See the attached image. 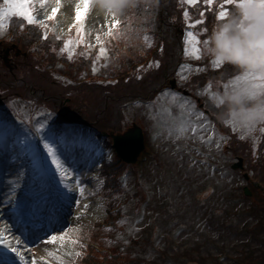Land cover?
Here are the masks:
<instances>
[{"label": "trees", "instance_id": "obj_1", "mask_svg": "<svg viewBox=\"0 0 264 264\" xmlns=\"http://www.w3.org/2000/svg\"><path fill=\"white\" fill-rule=\"evenodd\" d=\"M2 2L3 0H0V4ZM223 2L224 0H214V4L209 6L204 0H199L196 5L182 3L181 0H137V7L119 10L117 16L122 23L119 31L109 37V45L106 47L108 53L103 58V62L107 64L102 65L91 76L86 75V69L88 71L90 67L91 57L89 59L81 58L78 63L77 60H74L77 55L69 60L68 56L58 52V47L63 44V39H57L55 35L43 39L44 32L37 24L29 25L26 20L20 17H10L7 20V24L9 23V34L7 35H10V38L8 40L4 39L5 41L0 44V77L7 82L3 90L0 89V106L6 107L1 118L6 122L9 121L7 112L13 111L10 99L17 95L19 99H28L30 102L28 109L31 113H38V108L41 105L47 106L43 116L39 119V123L49 124L54 122L61 124L66 121L77 123L85 121L96 129V136L101 138V144H103L108 141V137L103 138L98 132L107 131V128L112 131L120 130V120L124 119L126 109L153 102L159 93L164 92V88L169 84V79L176 75L179 65L187 66V64L195 63L200 67V71L191 74L192 81L189 79L186 84H178L176 89H179L180 86L183 87L184 90H182L195 103L196 98H200V102H203L201 109L205 120L206 118L210 119L211 115L215 116L218 121L215 129L220 133L226 132L231 137V141H228L229 146H231L229 147V149L231 148L230 153L227 154L229 149L223 150L222 152L225 153L222 155L227 156V159L233 158L234 154H237L232 149L233 146L235 149L237 148V132H231L233 130L232 126L226 125L218 119L221 108L216 105L214 100L208 98L205 94L199 93L204 86L211 84L213 87L216 82L226 84L237 74L236 69L230 65H221L220 68H214L210 63L211 57L205 55L202 51L204 48L203 41L208 39L214 24L220 21L216 17L220 10L219 5ZM226 8L230 11L232 5H226ZM184 11L189 13V20L187 21L183 17ZM200 12H204V16H200ZM198 19L203 20L204 24L190 28V31L194 32L201 40L200 60H196L192 56H185L183 49L185 43L182 37L183 28L188 27L190 23H194ZM205 28L209 30L207 33L204 32ZM145 36L149 37V41L144 40ZM7 43H13L15 49H17L16 51H19L17 54L15 49L10 50L7 63H5L1 53L4 47L8 45ZM148 43H151V47H148ZM52 45H55V47ZM80 48L91 52L94 56L99 54V47L94 48V52L85 46ZM36 49L42 52L43 59L46 62L45 65L49 68L46 69L47 71L36 70V66L39 65L31 52ZM24 52L26 53L24 54ZM154 58L159 62V67L152 66ZM56 65L63 68V70L56 69ZM67 68L68 71L71 69L76 70L75 73L83 79V82L88 81L94 85L88 88H95V90L84 88L83 93L77 89H73V91L66 90L69 94L58 91L56 88L58 79L54 81L49 73H51V69L57 73H64L62 71ZM20 69L23 70L22 74L18 73ZM17 76H22L24 81L27 78L26 83H28V86H22ZM3 84L5 83L3 82ZM87 84L82 83L80 87H87ZM23 87L27 88L25 93ZM67 97L68 100H66ZM205 108L208 109V113L204 112ZM110 111L114 119H111ZM173 120L175 121L174 117ZM145 130L144 134L147 136ZM182 134L186 136V132ZM27 135L28 138L31 137L30 132H27ZM215 149L220 152V148ZM232 151L234 152L233 155L231 154ZM230 154L232 156H229ZM238 155L244 157L247 162V158H249L247 149L244 153ZM190 156L188 150L187 152L184 150L171 151L167 148L153 150L142 182L145 186H141L139 180H137L138 178L134 173V163L124 162L115 155H112L113 161H111L109 157L110 161L106 162L101 170L107 182L106 188L107 192L110 193V201L105 208V218H103L102 224L95 226L97 228H111L108 229L109 232L106 233L107 236L103 237L105 238L103 240L105 242L111 240L113 249L116 252L110 258L105 255L99 258L97 255L96 259L93 254L94 249L90 245L91 242L85 239L87 237L92 239L94 235L90 234L89 230L84 229L76 235L79 240H86L84 245L87 251H84V256L76 264H108L105 260H111L113 257L115 260L112 261V264H157V260L160 258L162 261H166L174 253L167 250V248H172L171 250L174 248L172 240L169 238L171 231L168 222L171 218H176V215H179L180 212L184 214L183 221L189 220V222L200 225L199 228L194 226L192 230L195 248L201 251L208 242V244L217 248L218 253L221 254L225 245L222 234L227 228L226 224H228L226 220L225 222L224 219L218 220L216 216L221 199L215 197V194V204L214 201L207 203L208 198L209 200L213 199V195L206 198L204 196H206L207 189L214 183V181H211L216 178L220 179V175L223 173L222 170L232 169H230L228 162L223 163L222 159L218 161L216 159L218 155L214 158L213 153H210L207 157V163H204L202 167L195 165L189 169L187 163L191 160ZM259 160L262 162L261 169L257 167L258 164H255L254 167L246 165L247 168H245L249 179H257L258 182L264 183V152L260 155ZM210 162L216 164V170L208 171L206 169ZM250 162L252 160L247 164L249 165ZM115 163L118 166H114ZM218 164L219 166H217ZM121 170L123 173L128 170L122 176V179L119 178ZM180 173H182V178ZM172 174L175 175V181L171 178ZM241 177L245 179L244 175ZM148 183L152 185V191H149V208L145 211L147 217L142 225L137 226L135 218L139 214L141 194L145 192ZM215 183H217V180ZM169 184L172 189L166 190L165 186H169ZM247 185L251 190V195L245 194L242 187L241 195H235V197L242 198L241 208L249 211L250 215L246 213L247 217L252 216V219H254L255 222L252 223L251 228L255 229L260 222L264 227V220L261 218L264 216L263 199H256L254 188L250 184ZM177 186L181 187L178 192H181L184 198L178 197L173 192L176 191ZM224 194H226L225 191ZM233 196L234 194H226L223 198L230 199ZM172 197L174 199H171ZM228 207L226 204L224 208L220 209L227 211ZM158 232L161 233L163 238L162 245L154 243L155 235ZM120 235L122 239H119ZM97 236H99V233ZM188 236V234L182 235L179 240H184ZM213 239L214 241H212ZM217 242H219V245ZM145 250L153 253L147 254L146 257H139L140 253L141 256L145 254ZM208 252L205 256L212 259L209 264H218L214 253L210 250Z\"/></svg>", "mask_w": 264, "mask_h": 264}, {"label": "rangeland", "instance_id": "obj_2", "mask_svg": "<svg viewBox=\"0 0 264 264\" xmlns=\"http://www.w3.org/2000/svg\"><path fill=\"white\" fill-rule=\"evenodd\" d=\"M80 3L81 0H63V7L57 20L47 21V16L51 15L52 11L55 8L61 7V0H48V3L44 4L43 7H41V4H43V0H33V4L31 6L36 18L38 20L47 21L46 29L43 26L37 24L39 27H41L44 33L45 31H47V38L50 35H55L56 38L59 37V39H63V44L58 47V52H60V49L63 48L65 41L69 39L75 41L76 39V31L70 29L71 26L75 23L76 9L80 5ZM104 3L105 0H94L92 11L85 22V44H91L92 47L90 49L93 50V52L94 48L99 47L96 42L97 34L102 36V38L105 40V47L109 45V37L106 33L107 25L110 22V17L104 7ZM2 6L3 2L2 4H0V7ZM8 31L9 23L7 24V21H5L4 29L2 31V34H0V44L5 41L4 39L8 40L10 38V35H7L9 34ZM42 38L45 39L44 34ZM197 38L199 39L198 36ZM7 44L8 45L4 47V50L1 53V56L5 63H7V60L4 59V57L8 58L10 50L15 49V45H13V43ZM82 45L77 48L74 44L69 51H66L63 54H65L64 56H69L71 52H74L75 55H77L74 59L77 60V63L81 58L89 59L91 57V60L89 62L90 67L88 68L89 72L86 69V75L91 76V74H94L92 71L94 63L97 69L102 65H106L107 63L103 62V58L98 61L96 58L98 55L95 54L94 56L91 52L80 48L84 47ZM52 46L55 47V45ZM199 47L200 49L202 48V46L200 45ZM30 49L32 50L31 47ZM5 50H7V54H5ZM16 50L17 49H15V51ZM18 51H16L17 54ZM202 51L206 55L205 46ZM31 52L34 55L37 64L39 65L38 67L36 66V70L47 71L46 69L49 68H47L45 65L46 62L43 59L42 52H40L38 49ZM25 53L26 52H24V54ZM210 59L211 63L213 59ZM156 61V58H154V61L152 63L153 67H156ZM55 67H57L56 69L60 68V66L57 65ZM199 68L200 67L195 63L187 64V66L179 65L178 72L175 75L177 83L180 85L186 84L189 79L191 80V74L197 72V69ZM60 69L63 70V68ZM22 71L20 69L18 70V73L22 74ZM62 72L64 73H57L56 71L51 69V73H49L53 77L54 81L58 79L56 87L58 91H63V93L69 94L67 91H73V89H77L81 93H83L84 88H86V90H95V88H88L94 85L90 84L88 81L83 82V79L78 77L77 73H75L76 70L71 69L70 71H68L67 68ZM5 78L7 79V76ZM17 78L20 80L22 86H28V83H26L27 78L25 79L26 81L23 80L22 76H17ZM0 82V89L3 90V87L4 85H7V82L2 78ZM3 82L5 84H3ZM82 83H88V86L80 87ZM224 85L225 84L221 82H216L214 86L211 87V89L205 92V89L208 88V85H206L204 86L203 90L199 91V93L205 94L208 98L214 100L213 95L216 96L217 94L222 92ZM23 88L25 93L27 88ZM164 92L176 93L179 97H182L184 100L189 101L190 103L187 109H182L177 104L172 103L170 98L163 97L162 94ZM164 92L149 104L136 105L130 107L129 109H126L124 119L120 120V130L112 131L107 128V131L122 132L126 129V127H129L133 121H138L140 124L142 122L144 124L146 128L145 131L147 134L146 141L148 148L145 149V151L141 154L142 159L139 160V162L137 161L134 169V173L137 176V180H139L141 186H145V184H143L142 182L144 181L143 179L146 173L147 163L150 161L151 153L155 149L167 148L171 149V151L184 150L185 152H187L188 150V153L191 155V160L187 163L189 169L195 165L202 167L204 163H207V157L210 155V153H213L214 158L216 155H218L216 158L218 161L222 159L223 163L225 161L230 163L235 155L242 154L247 149L249 158H247L246 162V159H244L243 157L242 164L244 167L242 169H232L228 171L222 170L223 173H221L220 179L216 178L215 180H212L211 182L214 181L213 185L205 192L206 196L204 197L213 195V199L209 200L208 198L207 203L214 201L215 197L221 199L219 211L216 216L218 220L224 219V222L226 220V222L228 223L226 224L227 228L223 231L222 234L223 242L225 244L223 250L221 251L222 257L220 256L221 258L219 257L218 259L216 253H218L219 251L217 250V248L208 244V242H206V249L203 250V253L195 248V246L193 245L194 233L192 230L194 226H197V228H199L200 225L189 222V220L183 221L182 219L184 214L180 212L179 215H176V218H171L168 222L171 231L169 234V238L170 240H172L174 248L173 250H171L172 248H167V250L173 251L174 253H172V255L169 256L168 260L166 261H162L160 258L159 260H157V264H209L211 263L212 259L211 257L205 256L207 254H204L206 253V251L207 253H209V250L214 253L218 264H264V227H262V222H260L259 226H257L255 229H252L251 225L253 222H255L254 219H252V216L247 217L246 213H249V211H245L241 208L242 198L235 197V195H241V188L243 187V185L250 184L251 187L255 190V198L263 199L264 204V183L258 182L257 179L251 178L245 180L241 177L243 176V173H247L246 165L254 167L255 164H258L257 167L259 169H261L262 167V162L259 159L260 155L264 152V136L263 132L260 131V129L263 128V125L256 126L255 130L250 132L241 131L238 129L235 130L237 132L236 140H238V143L237 148L235 149L233 146L232 149H234L237 154H234L233 158L230 157L227 159V156L222 155L225 153L222 151L228 150L229 147H231L228 143L229 140L231 141V137H229V134H227L226 132L220 133L217 129H215V126L211 119L206 118L205 120L203 118V110L199 108L197 104L189 97H186L181 93H178L177 91H171L168 89H166V91L164 90ZM68 99L69 98L67 97L66 100ZM10 101L13 111L16 113H20L23 116H17L16 118L19 121L14 122L13 120L14 125H9L7 124L8 122L2 121L0 118V143L3 142V140H1L3 138L5 140L7 139V141H11L14 140V137L16 138L20 135H22L21 137H23V140H21L23 142L20 143V141H18L15 143L12 142L11 144L3 142L1 144L0 237L6 238L13 244H15L17 240H19L21 242L19 247L22 251H24L25 258L28 260V264H31L32 258L36 259L37 264H76L84 256V251H87V249L85 248L86 246L84 245V243H86V240H79L76 233L80 234V232H82L84 229H87L91 232L90 234L94 235V238L92 236V239H90L89 237L85 239L91 242L90 245L94 249L93 254L96 259L97 255L99 256V258L103 257L104 255L108 256L109 258L112 257V254L114 256L116 250L113 249V242L111 240H107L106 242L103 240L105 239L103 237H106V233L109 232L108 229L111 228H101L99 226V228H97L95 226L102 224L103 218H105V208L107 206V203L110 201V193L107 192L108 190L106 188L107 182L105 180V177H103L101 170V167H104L106 162L110 161V158L111 161H113L112 154L109 150V147H107V143L109 142V140L107 142H104L103 144H101L100 141L96 140L97 142L90 144V146L87 145V148L89 147L88 149H91L93 146L101 147V145H103L102 148L97 147L96 151L93 152V154L90 153L89 150V153L87 155L84 154V156H79L78 154L77 156L79 157H76L75 155L76 151L79 152V150L81 149L80 145L84 140L89 139L90 135L92 138H95L94 135L96 134V129L94 127L86 128V126L84 125L79 126L77 133L70 135V137L68 138V140L72 141V143L68 144V146H64V144L57 145L60 137L63 135V132H65L64 134H68V132L65 131L64 128H59L57 124H54L52 126L44 124V127L37 133L40 140H42L43 138L49 143H54L53 147L57 149V156L60 159L62 167L58 169L56 165L53 164V169L56 171V174H58V177H60L61 182H68L67 187L64 189V197H67L65 198V205L63 207V215H65V219L61 221L55 220L51 231L52 233L56 232L55 234L59 236L57 234L58 230L66 229L67 231L65 233L64 242L61 243V241L57 239V241L54 243L46 244L44 243V241H46L47 239H45L44 237L42 238V236L39 235L37 236V238H34V234L33 236H31L30 240L29 231L19 232L17 230L12 214V210L16 205V196L21 191H24V201L27 203L28 209L30 210L32 208L30 202L32 199H35L37 195V193H32L33 187L31 185L33 181H26V178L29 176L30 172L34 169V163L32 164V162H28L29 158H27V156L29 155L32 157V155L30 150L29 152L27 151V149H30V142L29 139H26L27 132L24 129V125L26 123L23 124V120H26L33 114L31 113V115L29 112L28 108L30 107V102L28 101V99H19L17 98V95H15L10 99ZM53 105L55 106V104ZM46 107V105H41L38 108V113L36 114V116L40 115L39 117H42L43 113L47 109ZM2 111H4V109L0 106V116L2 115ZM110 113L112 115L111 119H114L111 111ZM173 117L175 118V121H172ZM189 118L191 119L192 127H195L197 129L196 133H193L191 130H189L186 132V136H184V134L178 133L173 130V125H178L181 121L189 120ZM37 122L38 120L35 124H37ZM5 125H7L12 130L8 135H5ZM231 132H234V130H232ZM49 136H51L52 139H48ZM154 136L155 139L153 138ZM241 136H244V139H241ZM222 137L223 139H221ZM186 138L188 139L185 140ZM73 140L75 142H73ZM217 144L220 145V152L215 149L217 148ZM226 146H228V148ZM2 148L5 149L2 150ZM230 149L227 154L230 153ZM233 153L234 152L232 151L231 154L233 155ZM231 154L229 156H232ZM50 160L52 161L51 158ZM251 160L252 162H250L248 165L247 163ZM114 166H118V164L115 163ZM217 166H219V164ZM216 168V164L212 162H210V164L206 167L208 171L216 170ZM121 172L119 176L120 179H122V176H124L128 172V170H125L124 173ZM180 176L182 178V173H180ZM171 178H173V180L175 181V175L172 174ZM216 180L217 183H215ZM77 181H79V184L77 183ZM220 187L221 189L219 190ZM81 188L84 189L83 195H81L80 193ZM165 189H172V186L169 184V186H165ZM178 189H181V187L177 186L176 191L173 192L178 197H183V194L181 192H178ZM144 191L145 192L141 194L142 197L141 203L139 204V214L135 218V223L137 226L142 225L146 220L147 215L145 211L147 208H149V191H152V185L148 183V187H146ZM224 191L226 192V194H234V196L230 199H225L223 198V196L226 195L224 194ZM171 199H174V197H172ZM77 200L80 201L79 207L76 204ZM213 203L215 204V201ZM84 204L88 205L87 209L83 208ZM226 204L229 206L227 211H223L222 209H220L224 208ZM261 218L262 220H264V216ZM49 219H45V222H49ZM68 220L72 221L69 225L67 222ZM157 228L159 229V227ZM98 233L99 236H97ZM184 234H188L189 236L185 237L184 240H179ZM207 235L209 236V234ZM119 239H122L121 235L119 236ZM73 240H75L76 243H70V241ZM212 241H214V239ZM155 242L162 245L163 238L160 232L155 235L154 243ZM217 244L219 245V242H217ZM31 247H34V252L31 251ZM25 249H28L30 251H27ZM69 251L72 253V255H67ZM77 252L80 253L79 256L75 255V253ZM144 252L145 254L141 256L140 253L139 257H146L147 254L153 253L148 252V250H145ZM49 253H51L52 255H49ZM202 256L205 257L201 258ZM16 257L18 260H20L17 255ZM113 260H115L114 257L111 260L107 259L105 261L108 264H112Z\"/></svg>", "mask_w": 264, "mask_h": 264}, {"label": "clouds", "instance_id": "obj_3", "mask_svg": "<svg viewBox=\"0 0 264 264\" xmlns=\"http://www.w3.org/2000/svg\"><path fill=\"white\" fill-rule=\"evenodd\" d=\"M205 53L237 72L214 97L221 108L218 119L241 131L264 125V9L238 0L229 15L214 24Z\"/></svg>", "mask_w": 264, "mask_h": 264}, {"label": "snow or ice", "instance_id": "obj_4", "mask_svg": "<svg viewBox=\"0 0 264 264\" xmlns=\"http://www.w3.org/2000/svg\"><path fill=\"white\" fill-rule=\"evenodd\" d=\"M182 3H186L188 5H196L199 0H181ZM204 2L211 6L214 4V0H204ZM238 0H224L223 3L219 5V12L217 13V19L218 20H224L228 15H229V10L226 8V5H234L237 4ZM48 0H43V4H41V7H43L44 4H47ZM93 3L94 0H81L80 5L76 9V16H75V23L71 26L70 30H75L77 33L75 41L72 39H69L64 42L63 48L60 49L61 53H64L66 51H69L70 48L75 44V46L78 48L80 45L85 44V36H86V31H85V22L89 17V14L92 11L93 8ZM239 3L243 5L244 3L248 4H254L257 5L259 8L264 9V0H239ZM33 0H3V6L0 7V34H2V31L4 29L5 21L9 20L10 17H20L24 20H26L27 24L29 25H34V24H39L43 26L45 29L47 28V21H55L57 20L61 9L63 7V0H61V7L55 8L51 15L47 16V21L45 20H38L34 14L32 5ZM137 0H105L104 7L107 10L109 17H110V22L107 25V36L112 37L115 35L120 27L122 21L118 18L117 16V11L118 10H124L127 8H135L137 7ZM200 16H204V12H200ZM183 17L185 21L189 20V13L188 11L183 12ZM204 24L203 20H196L194 23H190L188 25L189 28H195L197 25H202ZM209 30L207 28L204 29V32L207 33ZM47 31L44 33V38L47 39ZM184 43H185V48H184V54L185 56H192L196 60L201 59V49L199 47L201 40L197 38L196 34L192 31H187L184 34ZM59 39V37H57ZM144 40L147 42L149 41V37L145 36ZM96 42L97 45L99 46V54L97 56V60H100L101 58H105L108 53V49L105 47V40L100 36L99 34L96 35ZM204 46H207L208 44V39L203 41ZM86 47L91 48V44H85ZM148 47H151V43H148ZM75 53L71 52L68 56V59L71 60L73 59ZM212 66L214 68H220L222 63L218 60H212ZM155 66L159 67V62H155ZM93 73L97 71V68L94 66L92 68ZM197 71H200V69H197ZM246 77H250L252 79H255V77L250 74L246 73ZM237 79H240L239 77ZM211 84L208 85V88L205 89V92H207L209 89H211ZM225 88H227V84L224 85ZM163 97L165 98H170L171 102L174 104H177L179 107L182 109H187L189 105V101L184 100L182 97H179L178 94L176 93H169V92H164L162 94ZM215 95H213L214 99ZM194 107V106H193ZM202 115V114H201ZM44 127L43 124H40L39 127L36 128L37 133ZM232 129L235 131L237 128L233 125ZM5 135H8L12 130L5 125ZM173 130L178 132V133H184L189 130H191L193 133H196L197 129L195 127H192V122L191 119L189 120H184L181 121L178 125H173ZM255 127L249 128L244 131H254ZM260 131L264 132V128H261ZM155 139V136L153 137ZM48 139H52L51 136L48 137ZM223 139V137L221 138ZM241 139H244V136H241ZM23 142V141H21ZM43 144L44 150L47 152L48 156L52 158V164L56 165V167L59 169L62 167V164L60 162L59 157L57 156V149L53 147V145L46 140L42 138L41 140ZM217 148L220 147L219 144L216 145ZM79 184V181H77ZM81 195L84 194V189H80ZM67 198V197H65ZM77 206H80V201H76ZM84 209L88 208L87 204L83 205ZM65 232H60L59 236L56 234L48 236L47 240L44 241V243H54L59 239L61 243L64 242L65 240ZM70 243H76L75 240L70 241ZM21 242L17 240L15 244H13L11 241H8L6 238L0 237V245H3L4 248L6 249L3 253H0V264H16V261L14 257L9 255V251L12 253H16V255L20 258L21 264H28V260L25 258L24 251H22L19 247ZM27 251H30L28 249H25ZM49 255H52L49 253ZM67 255H72V253L69 251ZM76 256H79L80 253L77 252L75 253ZM31 264H37V261L35 258H32Z\"/></svg>", "mask_w": 264, "mask_h": 264}, {"label": "water", "instance_id": "obj_5", "mask_svg": "<svg viewBox=\"0 0 264 264\" xmlns=\"http://www.w3.org/2000/svg\"><path fill=\"white\" fill-rule=\"evenodd\" d=\"M5 54H7V50ZM4 59L6 58L4 57ZM109 135L112 140V148L117 156L125 162H135L136 157L144 148L142 128L136 123H133L124 132L109 133ZM233 166H241V160ZM244 191L247 194L250 193L247 187H244Z\"/></svg>", "mask_w": 264, "mask_h": 264}, {"label": "bare ground", "instance_id": "obj_6", "mask_svg": "<svg viewBox=\"0 0 264 264\" xmlns=\"http://www.w3.org/2000/svg\"><path fill=\"white\" fill-rule=\"evenodd\" d=\"M22 140H23V138H22Z\"/></svg>", "mask_w": 264, "mask_h": 264}]
</instances>
